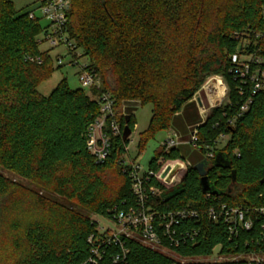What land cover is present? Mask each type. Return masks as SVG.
I'll use <instances>...</instances> for the list:
<instances>
[{
  "label": "trees",
  "instance_id": "1",
  "mask_svg": "<svg viewBox=\"0 0 264 264\" xmlns=\"http://www.w3.org/2000/svg\"><path fill=\"white\" fill-rule=\"evenodd\" d=\"M263 10L264 0H71L68 37L89 59L100 87L87 93L62 79L44 96L39 87L55 71L53 58L40 51V35L49 26L13 0H0V168L28 183L0 173V264H90L88 239L98 226L90 215L114 219L136 205L129 169L121 168L129 141L113 139L102 163L88 150L89 128L100 116L91 96L109 95L114 119L124 130L130 116L132 132L133 109L152 107L141 154L158 133L174 128L186 139L202 123L191 100L213 74L228 84L227 103L198 128L199 150L183 182L166 189L150 180L147 190L160 193H148L149 204L160 215L198 212V221L175 227L179 246L172 249L181 257H209L217 248L225 256L264 254V214L258 212L264 209V92L241 113L248 94L239 95L230 60L244 40L264 60ZM222 135L228 139L218 150ZM206 146L215 150L211 159L204 158ZM182 147L188 146L168 154L159 149L149 169L159 172L161 159L184 161ZM217 152L227 165L216 164ZM201 162L208 163L205 176L218 194L203 191L196 169ZM223 205L245 212L252 229L231 236L224 220L212 221L210 210ZM126 247V258L116 264H173L134 240ZM117 252L109 248L100 264H114Z\"/></svg>",
  "mask_w": 264,
  "mask_h": 264
},
{
  "label": "built area",
  "instance_id": "2",
  "mask_svg": "<svg viewBox=\"0 0 264 264\" xmlns=\"http://www.w3.org/2000/svg\"><path fill=\"white\" fill-rule=\"evenodd\" d=\"M38 10H40L43 17L50 22L48 31L44 33V40L49 42L53 47L64 46L68 55L73 58L72 64L78 65V59L81 58V56L76 53V45L70 42L67 33L71 0H39ZM30 17L35 18V12H31ZM246 41L247 40L243 41L241 50L232 54L230 57L233 66L231 74H233L235 79L239 82V95L244 96L248 94L247 100L240 107L241 113H246L249 110L254 95L264 92V60L259 55L257 49H249L248 42L246 43ZM30 61L33 62L34 60L30 59ZM57 63L61 66L64 65V58L58 56ZM80 67L79 81L82 88L90 90L93 88L99 89L100 82L98 75L89 68V64ZM209 88L211 97L209 96L208 103L213 108L221 107L222 99L228 96L229 89L222 81H218L216 86L213 85ZM95 97L100 107V116L89 128L87 146L97 162L102 163L110 154L112 140L123 136V127L121 123L114 119L113 99L106 94ZM202 107L204 110L203 112L206 113L207 110L204 103ZM123 116H126L125 112ZM201 117L202 123L191 130L188 138L184 139L178 134H175L174 137H168L162 143L161 149H163L164 153L168 154L173 149L181 146H191L193 149L199 150L198 128L208 119L207 116L204 117L201 115ZM226 138L227 137L224 135L220 136L218 145ZM205 149L207 151L205 159L213 158L215 150L208 146H206ZM126 153H128V147H126ZM158 164L160 166L159 172L155 173L148 168L146 173H141L139 165L135 163H124V167L129 169V177L132 181V191L136 198V205L130 207L126 212L117 213L114 219L104 218L114 224V227L107 228L95 221L98 225L97 235H93L88 239V242L91 244L88 263L100 264L109 248H118L120 250V252L112 256L114 264L123 261L129 251L126 247L127 240H134L148 249L163 253L172 259L173 264L196 263L192 261L194 258L181 257L176 254L172 246H179V240L175 238L177 235L175 227L179 225L181 220L193 219L198 221V212L182 211L165 215L155 213L149 204L150 196L148 193L152 196H156L159 195L160 192L153 188H149L148 191L146 188L153 178L165 188L177 187L183 182L190 163L173 160L165 161L161 159ZM178 164L180 165L178 166ZM258 212L264 214V209H260ZM209 216L214 222L224 220V222L229 225L231 236L237 235L239 229L250 230L253 227L252 220L246 219V213L238 208H227L223 205L219 209H211ZM187 236L189 237L188 234ZM165 241H167V243L169 242V244H165ZM215 251H217L216 255L221 259L220 261L196 264H231L239 261H247L249 263L255 262L259 264L264 263L261 260H249L250 257L264 256V254L225 256L219 254L218 248Z\"/></svg>",
  "mask_w": 264,
  "mask_h": 264
},
{
  "label": "rangeland",
  "instance_id": "3",
  "mask_svg": "<svg viewBox=\"0 0 264 264\" xmlns=\"http://www.w3.org/2000/svg\"><path fill=\"white\" fill-rule=\"evenodd\" d=\"M15 2V6L18 10H22L23 12H35V15L38 19H40V23L43 28H46L50 25V22L46 20L41 11L38 10V5L36 3L37 0H13ZM40 51L42 52H48L50 56L54 60V73L52 77L46 81L43 82L40 87H39V92L43 94L44 96H48L54 88L57 86V84L62 80L66 79L69 83V86L72 89H78L82 88L81 83L79 81V72H80V66L87 65L89 63V59L83 56V53L80 49L76 50V53L81 56V58L78 59V65L72 64L73 58L72 56L68 55V52L64 46H58V47H53L49 42L44 40V33L40 35ZM72 42V41H70ZM249 41H246V43ZM73 43V42H72ZM58 56H61L64 58V65H59L57 63ZM218 81H222L225 86L229 89L228 84L225 80V78L222 75L218 74H213L205 78L203 86L199 89V91L196 92L194 97L192 98L191 101H195L198 107V111L200 116L203 115L204 117H209L214 110L223 107L228 100V96L224 97L221 102V107H212L208 103L209 96L211 95L209 91L210 86H216ZM210 84V86H209ZM87 93L90 92V89H84ZM230 90V89H229ZM229 95V92H228ZM92 98H96L94 95L91 96ZM211 97V96H210ZM198 98H201L203 103L205 104L206 107V113L203 111V107L199 106L198 104ZM209 104V105H208ZM204 113V114H203ZM127 114V113H126ZM132 115L134 116L136 120V127L134 131L132 132V135L129 138V143H128V153H126L122 157V162L123 166L121 165V168L124 167V163H135L136 165H139L141 168V173H146L149 168V164L154 159V156L156 155V152L161 149L162 143L170 136L174 137L175 134H178V132L174 128H169L167 131H162L158 133L154 139H152L148 145L146 146V149L143 153H139V141H140V135L145 132L149 126L150 120L152 118V107L150 105L141 107L137 106L135 109H133ZM179 135V134H178ZM228 137L226 139H223L222 142L218 145V149H222L224 144L226 143ZM182 155L184 156V162H189V158L192 156L194 153V149L191 146L188 147H182L181 148ZM198 154V152H195ZM140 154V156H139ZM205 158V156H204ZM0 173L3 174L4 176L18 182L24 185H27V181L20 179L19 177L15 176L14 174L4 171L3 169L0 168ZM112 184H117L118 183V178L117 177H112L111 179ZM166 189H172L167 187ZM91 221H96L100 223L104 227H114L115 225L110 223L108 220H105L104 218L91 214L90 215ZM217 251H215L214 255L212 257H207V258H194L192 261L196 263H211L215 261H220L221 259L217 257ZM261 260L264 262V256H256V257H250L249 260ZM187 260V259H186Z\"/></svg>",
  "mask_w": 264,
  "mask_h": 264
},
{
  "label": "water",
  "instance_id": "4",
  "mask_svg": "<svg viewBox=\"0 0 264 264\" xmlns=\"http://www.w3.org/2000/svg\"><path fill=\"white\" fill-rule=\"evenodd\" d=\"M198 104L201 107L203 106V102H202L201 98H198ZM129 118H130V116H126V119H125V127L123 130V136H122L124 141H128L130 136L132 135V130L128 124ZM215 162H216V164L221 165V166L228 164V160L226 159V156L221 152L216 153ZM207 164H208L207 162H201L196 166V169L200 172V175H201V181H200L201 187L205 193L218 194V192L213 190V187L211 186L208 178L205 176V174H206L205 168H206ZM262 183H264V180L262 181Z\"/></svg>",
  "mask_w": 264,
  "mask_h": 264
},
{
  "label": "crops",
  "instance_id": "5",
  "mask_svg": "<svg viewBox=\"0 0 264 264\" xmlns=\"http://www.w3.org/2000/svg\"><path fill=\"white\" fill-rule=\"evenodd\" d=\"M15 3V2H14ZM38 7H39V0L36 1ZM32 12V11H31ZM178 134L185 139V136L183 133L178 132Z\"/></svg>",
  "mask_w": 264,
  "mask_h": 264
},
{
  "label": "bare ground",
  "instance_id": "6",
  "mask_svg": "<svg viewBox=\"0 0 264 264\" xmlns=\"http://www.w3.org/2000/svg\"><path fill=\"white\" fill-rule=\"evenodd\" d=\"M180 164H178V166H179Z\"/></svg>",
  "mask_w": 264,
  "mask_h": 264
}]
</instances>
